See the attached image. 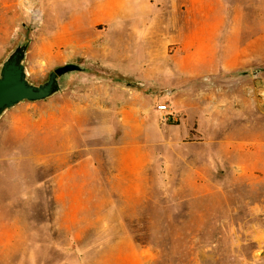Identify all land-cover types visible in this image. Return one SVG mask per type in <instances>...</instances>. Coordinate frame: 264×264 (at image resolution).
<instances>
[{
	"label": "rangeland",
	"instance_id": "obj_1",
	"mask_svg": "<svg viewBox=\"0 0 264 264\" xmlns=\"http://www.w3.org/2000/svg\"><path fill=\"white\" fill-rule=\"evenodd\" d=\"M15 3L18 33L11 48L21 36L29 38L31 81H45L63 64L84 63L92 73L75 75L62 92L93 89L99 87L93 79H102L121 87L119 99L139 92L145 111L123 126L118 117H106L122 139L118 151L91 147L95 117L75 115L70 96L24 102L3 114L0 264H116L106 254L124 245L107 244L103 236L123 232L148 264H264V0L210 4L202 20L188 15L192 29L202 31L188 40L202 45L186 52L142 51L150 45L111 52L101 45L105 38L87 29L83 50H65L44 19L47 0ZM66 3L69 17L73 1ZM168 68L185 78L168 84L161 76ZM159 104L168 105L169 114L158 111ZM137 152L146 157L139 179H97L116 159L132 161ZM73 166L79 170L68 171ZM93 204L131 206L121 212L126 227H101Z\"/></svg>",
	"mask_w": 264,
	"mask_h": 264
},
{
	"label": "crops",
	"instance_id": "obj_2",
	"mask_svg": "<svg viewBox=\"0 0 264 264\" xmlns=\"http://www.w3.org/2000/svg\"><path fill=\"white\" fill-rule=\"evenodd\" d=\"M73 1V14L66 17V0H47L46 7L43 9L44 19L51 22V27L56 29L59 46H64L65 50L81 51L83 44L81 39L83 31L87 29L90 35L98 38H105L101 44L109 46L108 51L123 52L136 51L134 46L150 45L151 50H142L148 52H165L175 48L180 52H186L194 49L201 50L202 43L197 44L188 40V36L202 35L201 28L195 32L192 29L193 16L196 13L202 20L203 14L210 4H219L225 0H69ZM58 5V6H57ZM57 6V8H56ZM51 12H55L56 17L51 18ZM62 12V13H61ZM78 13H81L78 16ZM188 18L190 23H188ZM84 20V21H83ZM84 23V25H83ZM198 26H201L198 24ZM18 33V15L15 0H0V63L11 48L13 40ZM79 39V40H78ZM89 44L93 45V41ZM97 44V42H96ZM101 45L96 50H101ZM111 46V47H110ZM146 66V62L143 65ZM167 71V72H166ZM161 73L168 82L172 83L176 78H185L183 71L179 76L175 71L168 68ZM99 87L79 90L72 93L61 92L60 96L73 97L74 114L80 113L95 117L91 124L95 126L96 135L90 137L95 140L91 147L96 149H121L122 139H116L113 129L114 120L109 121L106 117H118V125L130 124V117L139 116L145 111V101L137 91H126L119 98V85L113 84L102 79H93ZM144 83H153L151 80H142ZM138 100L137 104L133 101ZM142 100V101H141ZM111 122V123H110ZM135 122V121H134ZM119 143L116 144L115 141ZM93 163L94 158H90ZM125 159H116L108 167L105 176L97 175V179H106L110 181L123 182L139 179L145 173L146 157L138 154L132 161ZM79 163H77V166ZM77 166L70 167L68 171ZM78 168V167H77ZM79 170V168H78ZM94 170V168H93ZM94 172H96L94 170ZM71 211H76L77 205H70ZM95 214L93 218L96 222H101V227H126V219L121 212L126 208L131 210L129 205L116 204H93L89 207ZM134 208V207H133ZM140 211V209H137ZM115 213L108 217L107 213ZM106 213V214H103ZM76 218V217H75ZM107 222L109 223H106ZM115 222H117L115 224ZM111 225V226H110ZM105 243L122 244V249L108 251L107 259L115 260L116 264H148L145 252L135 247V241L127 233L113 236L107 233ZM92 241V239L90 240Z\"/></svg>",
	"mask_w": 264,
	"mask_h": 264
},
{
	"label": "water",
	"instance_id": "obj_3",
	"mask_svg": "<svg viewBox=\"0 0 264 264\" xmlns=\"http://www.w3.org/2000/svg\"><path fill=\"white\" fill-rule=\"evenodd\" d=\"M29 41L21 36L0 63V118L19 104L45 101L64 91L77 74L92 73L84 63H66L49 71L45 81L35 84L25 65Z\"/></svg>",
	"mask_w": 264,
	"mask_h": 264
},
{
	"label": "built area",
	"instance_id": "obj_4",
	"mask_svg": "<svg viewBox=\"0 0 264 264\" xmlns=\"http://www.w3.org/2000/svg\"><path fill=\"white\" fill-rule=\"evenodd\" d=\"M157 110L160 111V112H166V114H169V108H168V105L166 104H159L157 105Z\"/></svg>",
	"mask_w": 264,
	"mask_h": 264
}]
</instances>
